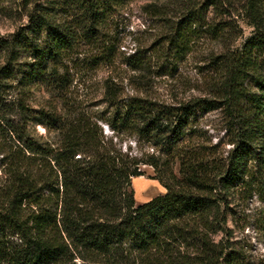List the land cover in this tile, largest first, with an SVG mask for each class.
I'll return each instance as SVG.
<instances>
[{
	"label": "trees",
	"instance_id": "trees-1",
	"mask_svg": "<svg viewBox=\"0 0 264 264\" xmlns=\"http://www.w3.org/2000/svg\"><path fill=\"white\" fill-rule=\"evenodd\" d=\"M130 1L26 0L28 25L0 36V264H264L235 241L237 208L264 203V0H244L253 31L240 46L238 28L216 22L232 1L205 0L177 23L159 9L160 46L123 59L134 74L150 72L154 59L173 74L207 37L219 50L206 64L205 96L121 101L107 85L106 110L78 109L67 97L72 70L116 66L109 21ZM16 81L23 94L48 88L60 110L9 99ZM214 111L224 148L200 129ZM142 166L166 192L137 205Z\"/></svg>",
	"mask_w": 264,
	"mask_h": 264
},
{
	"label": "rangeland",
	"instance_id": "rangeland-1",
	"mask_svg": "<svg viewBox=\"0 0 264 264\" xmlns=\"http://www.w3.org/2000/svg\"><path fill=\"white\" fill-rule=\"evenodd\" d=\"M26 0H0V36H9L20 27L28 25ZM30 1V0H29ZM41 5L46 0H32ZM205 0H132L117 8L109 21V36L117 45L116 66H102L95 70H72V84L69 86L68 99L78 109L100 112L107 108V85L116 92L121 101L131 97H143L162 104H177L192 97L205 96L204 81L208 73L206 64L210 54L219 50L217 42L211 39L198 38L192 52L183 60L173 74L166 73L161 68V62L154 59L151 70L145 74H134L123 63L124 57L134 54L136 50L150 51L159 47L166 35L163 22L157 15L159 9H168L169 17L177 23L183 16V9L187 5L205 3ZM232 6L224 4L228 11L223 17L216 18V22L228 21L238 28L243 35L235 46H240L243 40L252 34L249 20L240 12L244 0H231ZM28 3V2H27ZM157 8H153V7ZM211 12L215 11L211 8ZM212 18V14L210 15ZM84 48L83 50H87ZM70 68H73L70 65ZM163 75V76H161ZM110 81V82H109ZM108 83V84H107ZM12 91L9 99L26 97L28 104L35 110H50L62 103L46 87H33L23 94L18 81L11 84ZM107 134L106 125H101ZM200 129L207 141L212 145L220 143L224 148L227 139L223 132V116L220 111L205 114L200 121ZM38 136L46 137L45 127L36 128ZM133 152L138 148L133 144ZM228 149V148H227ZM152 152V151H150ZM143 176L133 179V189L137 205L147 203L157 196L165 194V188L154 178V170L149 166H142ZM4 174L0 171V186L4 183ZM237 225L235 226V241L252 263L264 260V203L258 199L237 208Z\"/></svg>",
	"mask_w": 264,
	"mask_h": 264
}]
</instances>
